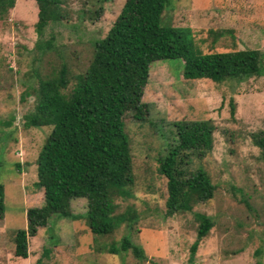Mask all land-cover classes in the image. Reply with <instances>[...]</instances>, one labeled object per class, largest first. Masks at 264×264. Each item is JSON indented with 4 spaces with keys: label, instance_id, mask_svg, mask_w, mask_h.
Segmentation results:
<instances>
[{
    "label": "rangeland",
    "instance_id": "374dc122",
    "mask_svg": "<svg viewBox=\"0 0 264 264\" xmlns=\"http://www.w3.org/2000/svg\"><path fill=\"white\" fill-rule=\"evenodd\" d=\"M122 4L63 0L62 20H50L40 36L34 30V0H15L0 19V264H35L37 259L40 264H264V160L251 141L252 133H264V72L222 82L186 79L177 58L150 64L141 97L150 104L147 121L124 123L133 182L130 196L115 199L116 211L132 205L140 213L137 221L94 232L81 216L85 199L73 198L68 207L77 218L49 215L44 225L28 229V255L13 254V235L26 228V210L44 205L35 158L51 126H24L33 107L32 88L38 76L51 75L64 64L68 90ZM160 23L190 27L194 43L204 52L260 49L264 71V0H169ZM198 119L211 120V146L191 159L188 170L200 168L208 175L212 197L191 210L163 215L166 179L157 172V158L171 140L174 121ZM195 212L210 216L212 225L189 260ZM124 234L142 247L144 259L129 250L106 251Z\"/></svg>",
    "mask_w": 264,
    "mask_h": 264
},
{
    "label": "trees",
    "instance_id": "16d2710c",
    "mask_svg": "<svg viewBox=\"0 0 264 264\" xmlns=\"http://www.w3.org/2000/svg\"><path fill=\"white\" fill-rule=\"evenodd\" d=\"M34 1V30L40 36L50 20H62L63 0ZM14 3L15 0H0V19ZM166 4L169 0H123L106 34L94 41L87 67L75 74L68 90L69 72L64 64L51 75L38 76L32 88L33 107L25 115L24 126H51L35 158L36 185L43 189L44 205L26 210V228L16 229L13 235L15 256L28 255V229L33 232L35 227L44 225L49 215L77 218L68 207L73 198L85 199L81 216L94 232L106 233L137 221L140 213L132 205L117 212L115 199L131 195L133 174L124 123L147 121L150 104L141 97L152 62L177 58L182 61L184 78H208L213 82L264 72L260 49L204 52L194 43L190 27L161 24ZM233 112L230 99L229 113ZM171 125V140L158 156L156 168L166 179L163 215L191 210L193 204L210 199L214 190L202 169L188 170L191 159L211 146V120H179ZM251 141L264 160V133H252ZM3 212L0 183V218ZM194 219L196 236L189 245V260L212 225L210 216L203 212H195ZM127 250L139 260L145 258L142 247L132 242L128 234L106 248L109 253ZM35 264H40V259Z\"/></svg>",
    "mask_w": 264,
    "mask_h": 264
}]
</instances>
